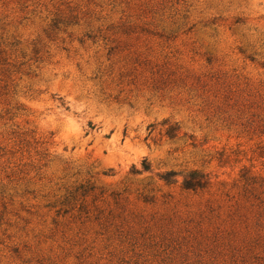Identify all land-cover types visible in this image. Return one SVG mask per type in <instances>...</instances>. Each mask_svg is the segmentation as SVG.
Masks as SVG:
<instances>
[{"label":"rangeland","instance_id":"obj_1","mask_svg":"<svg viewBox=\"0 0 264 264\" xmlns=\"http://www.w3.org/2000/svg\"><path fill=\"white\" fill-rule=\"evenodd\" d=\"M0 264H264V0H0Z\"/></svg>","mask_w":264,"mask_h":264},{"label":"trees","instance_id":"obj_2","mask_svg":"<svg viewBox=\"0 0 264 264\" xmlns=\"http://www.w3.org/2000/svg\"><path fill=\"white\" fill-rule=\"evenodd\" d=\"M242 18H238L236 22H242ZM166 126V135L173 139L177 136L179 126L177 123H169V121H164L162 123ZM151 170V164L147 161V159H144L142 162V169H132L133 174L141 173L142 171H150ZM181 174L183 176L182 181V187L186 190L191 191H199L205 189L209 183H210V177H208L207 174L199 171V170H189L186 172H176L173 170H168L163 172L160 176L161 178L166 181L167 183L171 184L174 183V177ZM89 192L88 187L82 185L75 190H71L68 192V195L66 196L65 200L63 201V204H73L74 206L79 203L80 211L87 210L86 205V195ZM80 196V197H79ZM146 200V197H145ZM78 202V203H77Z\"/></svg>","mask_w":264,"mask_h":264}]
</instances>
